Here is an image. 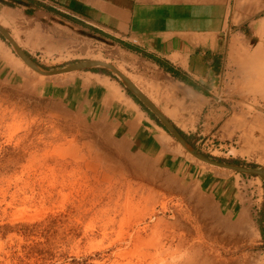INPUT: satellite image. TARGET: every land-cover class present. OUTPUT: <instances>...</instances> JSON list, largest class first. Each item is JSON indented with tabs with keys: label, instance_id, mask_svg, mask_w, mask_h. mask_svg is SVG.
Returning <instances> with one entry per match:
<instances>
[{
	"label": "rangeland",
	"instance_id": "1",
	"mask_svg": "<svg viewBox=\"0 0 264 264\" xmlns=\"http://www.w3.org/2000/svg\"><path fill=\"white\" fill-rule=\"evenodd\" d=\"M0 24L29 47L19 17ZM0 40V264H264L262 177L192 155L109 70L113 86L93 70L43 76ZM248 52L204 109L144 93L204 154L264 168V47ZM83 54L30 56L46 69L101 60L139 83L112 44ZM74 87H111L116 103ZM128 96L165 132L137 136Z\"/></svg>",
	"mask_w": 264,
	"mask_h": 264
},
{
	"label": "crops",
	"instance_id": "2",
	"mask_svg": "<svg viewBox=\"0 0 264 264\" xmlns=\"http://www.w3.org/2000/svg\"><path fill=\"white\" fill-rule=\"evenodd\" d=\"M18 17L23 31L35 37L25 41L29 55L41 50L85 55L100 43L133 57L136 84L166 109H204L226 70L253 45L264 47V0H0V19L14 23ZM89 74L108 78L98 71ZM67 89L75 98L79 92L91 98L99 93L115 102L111 87ZM128 98L136 110L128 119L137 136L148 133L149 125L165 132L134 97Z\"/></svg>",
	"mask_w": 264,
	"mask_h": 264
},
{
	"label": "water",
	"instance_id": "3",
	"mask_svg": "<svg viewBox=\"0 0 264 264\" xmlns=\"http://www.w3.org/2000/svg\"><path fill=\"white\" fill-rule=\"evenodd\" d=\"M0 34H2L11 43L16 53L21 57L26 65L43 76H55L63 73H70L81 70H92L96 68L109 70L111 73L119 77V79L127 87V89L130 90L133 95H135V97H137L159 119L163 127L167 131H169L192 155L213 166L237 171L244 174L257 175L264 179V168L251 167L239 163L219 161L204 154L195 146H193L189 142V140L181 133V131L154 104V102L115 65L101 60L86 59L73 62L60 68L46 69L42 67L38 62H36L25 50H23L17 44L9 31L2 24H0Z\"/></svg>",
	"mask_w": 264,
	"mask_h": 264
},
{
	"label": "trees",
	"instance_id": "4",
	"mask_svg": "<svg viewBox=\"0 0 264 264\" xmlns=\"http://www.w3.org/2000/svg\"><path fill=\"white\" fill-rule=\"evenodd\" d=\"M92 70H93V71H101V72H108V73H109V71L106 70V69H99V68H96V69H92ZM181 133L184 134L183 131H181ZM217 160H219V161H223V160H220V159H217ZM224 162H227V161H224ZM231 163H232V162H231ZM233 163H237V162H233Z\"/></svg>",
	"mask_w": 264,
	"mask_h": 264
}]
</instances>
